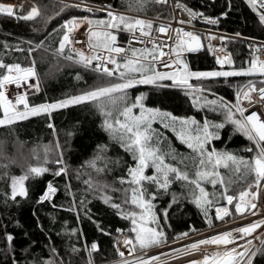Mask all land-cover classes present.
Instances as JSON below:
<instances>
[{
    "label": "snow or ice",
    "instance_id": "obj_1",
    "mask_svg": "<svg viewBox=\"0 0 264 264\" xmlns=\"http://www.w3.org/2000/svg\"><path fill=\"white\" fill-rule=\"evenodd\" d=\"M244 3L254 13L256 22L264 27V0H244ZM153 4L167 5V0H129L123 10L116 9L112 4L97 5L87 0L64 3L60 12L78 9L92 15L61 17L62 23L49 33V36L58 34V45L52 49L53 56L91 71L97 77L106 78L108 83L78 94H66L52 102L34 104L29 102L28 95L39 93L42 81L35 60L22 66L19 62L9 63L0 59V127L14 128L30 117L46 116L51 121L54 111L93 103L101 117L100 127L107 133L110 142L118 144L131 157L130 162H125V171L116 178L119 187L99 178L109 163L108 144H98L91 159L85 162V166L96 173V178L89 174L87 179H83L82 183L86 185L83 192L99 198L119 219L127 222L126 228L115 229L118 235L113 246L120 259L112 264H167L170 257L181 253H201L199 258L189 260L187 264H264V42L250 43L251 58L244 60L240 67H235L232 54L225 51L223 44L230 38L215 34L210 28L201 33L194 23L199 20L215 26L219 24V18L194 10L183 0H175L173 10H178L186 19L173 17L167 23L156 24L155 20L161 18L159 14L155 19L146 18ZM101 12L105 14L104 18H96L95 13ZM140 13L145 16L141 17ZM0 14L24 21H32L41 15L35 5L26 12H18L14 5L7 3H0ZM221 15L227 16V12ZM51 19L45 16V25ZM173 19L179 26H173ZM82 26L85 30L80 35L86 36V41L74 35ZM120 33H128L127 46L119 43ZM156 33L166 35L167 40L158 39ZM233 35L241 37L240 32ZM216 40L221 43L213 44ZM28 43L29 57L36 49L49 51L43 40ZM75 44L82 46L74 47ZM4 47L7 49L9 46L5 43ZM205 50L214 57L217 67L193 70L188 54ZM15 51L24 49L18 46ZM235 77L247 79L234 84L230 78ZM76 79H80L79 73ZM221 79L234 90V99L218 96L212 89L211 85ZM7 85H14L17 89L14 97L6 94ZM140 85L152 89H179L197 113H204L202 120L194 115H175L160 107H149L145 104L144 92L133 99L130 90ZM22 87L23 92L19 91ZM210 114L217 119H211ZM157 122L163 129L171 131L175 140L189 152L185 154L173 147L168 138L153 127ZM47 127L55 131L53 123L48 122ZM225 133L227 141L237 134L243 136L248 144L239 151L248 155L230 151L227 147L218 148L217 142L225 143ZM71 134L68 133L69 136ZM55 151L59 155L49 156L46 150L43 161L35 165H25L15 157L0 154V180L7 183L5 189H0V194L6 208L12 205L19 207L28 198L26 181L39 179L49 172L55 177L68 175L63 148L58 142ZM36 158L39 161V157ZM49 163L56 167L49 168ZM14 165L21 168V174L10 171ZM222 168L225 171L222 172ZM149 169L151 174H148ZM76 177L81 178L79 170ZM176 183L184 191H173ZM237 184L243 187L234 189L233 185ZM57 191L54 183L48 181L35 203H51L53 208L75 211L78 216L87 196L82 194L77 205L76 194L66 185V195L72 201L65 208L53 200ZM112 193L121 195L114 196ZM157 201L166 203L167 207L157 209ZM185 201L198 210L211 234L203 235L199 229L190 226L171 238L168 236L170 215L174 210H182ZM229 206L235 211L232 212ZM229 217L233 222L236 218L246 222L215 231L214 220L226 224ZM52 222L55 223L54 217ZM16 223L18 226L19 222ZM37 227L45 231L39 222ZM98 230L104 235H112L100 225ZM194 234L200 238L172 248L170 252L163 251L169 243L190 240ZM57 235L76 236L77 239L81 236L75 228L67 227ZM25 236L29 234L25 233ZM3 239L5 247L0 249L3 264H9V258L10 264H64L63 257L59 256L51 242L50 234L47 245L49 255L40 260L27 258L35 241L21 249L24 258L18 260L12 243L14 235L5 229ZM124 248L129 256L133 253L135 256L132 259L125 257ZM81 250L88 256L87 264H94L93 253L99 251L98 243L86 241L83 249L75 244L66 247L72 255ZM69 264H72L71 255Z\"/></svg>",
    "mask_w": 264,
    "mask_h": 264
},
{
    "label": "trees",
    "instance_id": "obj_2",
    "mask_svg": "<svg viewBox=\"0 0 264 264\" xmlns=\"http://www.w3.org/2000/svg\"><path fill=\"white\" fill-rule=\"evenodd\" d=\"M175 1V0H173ZM78 2V0H27L22 4L23 8L18 7L16 11H27L31 6L38 7L41 15L32 21L16 20L0 14V59L5 62H19L22 66H27L31 61L35 60V65L41 74V91L39 93L29 94L30 103L38 104L43 102H52L55 99L63 98L66 94H78L82 90L103 86L108 80L103 77H97L95 73L85 70L78 65L71 64L59 57H54L52 49L58 45V34L49 36L54 27L62 23L61 17L68 18L70 15H92L84 13L78 9H65L60 12L64 3ZM89 3L97 5L112 4L116 9H126L129 0H87ZM189 7L194 10L214 16L220 19L218 29L228 34L240 32L241 36L255 37L264 40V27H261L254 13L244 3V0H230L231 8L229 9V0H183ZM60 13L59 16L56 13ZM227 12V16L221 13ZM136 15V13H131ZM160 15V19L169 20L171 18L169 1L167 5H151L147 12L148 17L156 18ZM104 13H95L96 18L104 16ZM139 15L145 16L144 13ZM52 17L47 25L44 23V17ZM35 29V31H34ZM119 39H123V35H119ZM43 40L45 46L49 47V51L43 48L36 49L28 56V41L39 42ZM5 43L8 48L4 47ZM225 48L232 54L235 61V67H240L244 60L249 59V53L246 44L239 40L228 39L224 42ZM21 47L24 51H15L17 47ZM190 67L193 70H210L217 67L213 57L208 55L206 50L198 54L188 55ZM246 66V65H245ZM51 73L45 76V73ZM79 73L80 79H76ZM232 83H243L247 78L235 77L230 78ZM35 82V81H34ZM194 82V81H193ZM212 89L218 96H224L225 99H234V90L228 87L223 80L219 83L211 85ZM140 92L145 93V104L149 107H160L163 110L171 111L175 115H194L198 120H202L204 113H197L191 107L190 101L183 95L179 89H152L150 86H137L135 90H130V96L134 99L135 95ZM211 119H217L210 114ZM54 124L55 131L47 127V123ZM101 117L92 102L85 105L70 106L66 109L54 111L51 114V121L46 116L30 117L28 120L21 121L14 128L0 127V154L8 157H15L20 163L26 161V158L33 162H42L32 158V153L36 152L43 157L46 150L49 156L57 155L55 145L57 142L63 148V159L68 167V175L66 177H55L51 172L43 174L39 179L26 181L29 189V196L23 200L19 207L12 205L6 208L3 203V196L0 194V249L5 247L4 232L14 235L13 246L16 249V258L23 260L21 249L32 244L31 253L27 257L32 259L35 257L40 260L49 255V234L51 242L59 252V256L63 257L64 264H69L71 255L72 264H87L88 256L84 251L72 255L66 251V247L75 244L83 249L85 242L95 241L99 245V251L93 253L94 264H110L119 259L114 248V240L118 235L116 228H126L127 222L119 219L113 210L108 208L99 198L91 194H85L83 189L86 185L82 183L83 179H87L91 174L96 178V173L85 166V162L91 159L96 151L98 144H108L109 151L107 156L109 163L107 170L99 177L100 179L114 184L119 187L116 179L124 171L125 162H130L131 157L120 149L118 144L110 142L106 132L100 127ZM155 128L162 132L173 147L180 152L187 154L189 152L183 145H180L171 131L160 129L157 125ZM71 132V136L68 133ZM166 148L165 141H161ZM248 144L243 136L234 135L231 141H227V133H225V143L217 142L218 148L227 147L230 151L237 152ZM33 150V151H32ZM239 154L247 156V153L239 151ZM118 161V163H117ZM27 162V161H26ZM51 164V163H49ZM49 168H55L56 165H48ZM79 170L81 178L77 179L76 173ZM2 171V169H0ZM10 171L13 174H21V168L12 166ZM221 171H225L223 168ZM48 181H52L58 191L53 197L57 205H64L65 208L71 203L72 198L66 195V185L71 187L72 192L76 194V203L79 205L81 195H86L87 199L80 208L79 215L75 211H66L59 207L53 208L51 203L37 205L35 201L42 193ZM7 183L0 180V189H5ZM211 190V186H207ZM243 187L242 184L233 185V188ZM173 191H184L180 188V184L176 183ZM114 196H120V193H112ZM161 206L167 207L166 203L157 201V209ZM232 211L235 209L232 207ZM213 215V212H212ZM55 218V223L52 218ZM214 218V215H213ZM227 220V219H226ZM19 222L17 226L16 222ZM37 222L43 225L45 231L37 227ZM221 221H215L214 225ZM170 227H168V236L171 238L176 233L186 231L189 227L196 229H204L206 224L204 218L194 207V205L184 202L183 209H177L172 212L169 218ZM98 225L105 230L111 231L112 235H104L98 230ZM65 227L75 228L81 234L80 238L76 236L57 235ZM167 227V226H166ZM28 233L29 236H25ZM3 255L0 254V264H3ZM10 264V258H9Z\"/></svg>",
    "mask_w": 264,
    "mask_h": 264
},
{
    "label": "built area",
    "instance_id": "obj_3",
    "mask_svg": "<svg viewBox=\"0 0 264 264\" xmlns=\"http://www.w3.org/2000/svg\"><path fill=\"white\" fill-rule=\"evenodd\" d=\"M9 1H11L12 4L15 7H20L27 0H9ZM168 1H169V6H170V12H171V18L170 19H172L173 17L186 19V16H183V14H179L178 13V10L177 11H174L173 10L174 9L175 1H173V0H168ZM208 1L213 2L215 0H208ZM141 17H144V16H141ZM212 17H214V16H212ZM146 18H148V19H155V18L147 17V16H146ZM214 18H217V17H214ZM169 20L159 19V20H155V23L156 24H159V23H167ZM172 23H173V26H179V25H175V20L174 19L172 20ZM194 23L196 25V29L199 32H201V33H205L206 30L210 28L217 35H225V36L229 37L230 39L239 40V41L244 42L246 44V47H247V50H248V53H249V59L251 57H250V49H249L248 45L250 43H253V42H255L257 44H259L261 42H264V40H261V39L255 38V37H248V38H252V39H244V37H246V36L235 37L232 34H228L226 32H223V31L219 30L218 29V25L211 26V25L203 24L199 20L195 21ZM184 27L186 29L188 28L187 25H185ZM84 30L85 29H84L83 26H82L81 29L77 30V33L74 34L76 36V38L81 39L82 41H86V36L80 35L82 32H84ZM119 35H123V39H119V43L124 44L125 46H127L128 33H120ZM155 35H156V37L158 39L167 40V36L164 35V34L156 33ZM226 40H228V39H226ZM224 42H223V44H224ZM169 43H171V41H169ZM220 43L221 42L219 40L213 41V44H216V45H219ZM81 46H82L81 44H75L74 45V47H78V48L81 47ZM135 46L140 47L142 45H135ZM224 47H225V45H224ZM84 49H85V51H87L86 44H84ZM205 49H206V45H205ZM165 50L167 51V49H165ZM225 51L228 52V53H230L226 48H225ZM188 55H191V54H188ZM258 55H260V54L258 53ZM166 58L167 57H165V59ZM213 60H214V57H213ZM214 63H215V60H214ZM5 90H6V94L9 95V96H11V97H14V95H15V93L17 91V89L15 88L14 85H7ZM19 91L23 92L24 91L23 87L21 89H19ZM250 218L251 219H255L256 217H250ZM227 221H228V223H226V224L223 223V222H220L218 224H215V231H222L225 228H232V227L237 226L238 224H242V223H245L246 222V221H241L239 218H236L235 222H233L232 218L227 219ZM200 232L203 235H209V234H211L210 231H209V229H208V227H205L204 229H201ZM198 238H200L199 235L194 234L190 240L180 241L178 244L169 243V246L167 248L163 249V251L170 252L172 248L179 247V246H181L184 243L192 242V240L198 239ZM254 243H257V242L254 241ZM123 251H124L125 257H127L128 259H132L135 256V253H133L132 256H129L128 253L126 254L125 253V251H127L126 248L123 249ZM200 256H201V253H191V254H183V253H181V254H178L176 256L170 257L168 259V261H167V264H187V262L189 260L199 258ZM119 259H120V257H119ZM110 264H112V263H110Z\"/></svg>",
    "mask_w": 264,
    "mask_h": 264
},
{
    "label": "rangeland",
    "instance_id": "obj_4",
    "mask_svg": "<svg viewBox=\"0 0 264 264\" xmlns=\"http://www.w3.org/2000/svg\"><path fill=\"white\" fill-rule=\"evenodd\" d=\"M0 3H7V4H12V2L11 1H9V0H0ZM13 5V4H12ZM22 6V5H21ZM20 6V7H21ZM15 8H18V7H15ZM132 15H134V14H132ZM148 17V16H147ZM100 18H104V16H102V17H100ZM34 82V81H33ZM24 89V88H23ZM155 125H157L158 127H160V129H161V131H162V127H161V125L159 124V122H157V123H155L154 125H153V127L155 128ZM33 151V150H32ZM56 153H57V155H59V152L58 151H56ZM34 156L32 157V158H34V159H36L37 160V158L36 157H39V161H43V158H44V154H43V157H41V156H39L36 152H34V153H32ZM48 154V153H47ZM27 161V162H26ZM26 161H22V164H25V165H27V164H33V165H35V164H37V163H35V162H33L32 160H29L28 158H26ZM48 165H51V164H48ZM52 165H55V164H52ZM148 174H151V170L149 169L148 170ZM229 208H230V210L232 211V208H231V206H229ZM233 212V211H232ZM213 215L215 216V212H214V210H213ZM229 218H231V217H229ZM229 218H226V219H229ZM207 226V225H206ZM125 249V248H124ZM125 253L127 254L128 253V251H125Z\"/></svg>",
    "mask_w": 264,
    "mask_h": 264
}]
</instances>
